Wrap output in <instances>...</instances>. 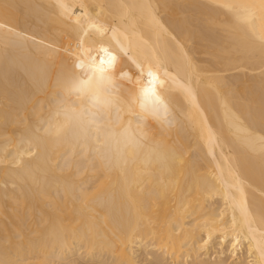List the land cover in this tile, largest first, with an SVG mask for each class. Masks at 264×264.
Segmentation results:
<instances>
[{
    "label": "bare ground",
    "instance_id": "obj_1",
    "mask_svg": "<svg viewBox=\"0 0 264 264\" xmlns=\"http://www.w3.org/2000/svg\"><path fill=\"white\" fill-rule=\"evenodd\" d=\"M261 37L264 0H0V264H264ZM108 54L125 99L152 72L179 115L148 123L165 167L45 133L74 59Z\"/></svg>",
    "mask_w": 264,
    "mask_h": 264
},
{
    "label": "clouds",
    "instance_id": "obj_2",
    "mask_svg": "<svg viewBox=\"0 0 264 264\" xmlns=\"http://www.w3.org/2000/svg\"><path fill=\"white\" fill-rule=\"evenodd\" d=\"M111 56L115 59L110 63L107 56L74 59L57 83L59 95L45 122V133L73 152L90 154L109 173L129 166L165 167L166 153L160 141L151 139L148 123L170 134L180 117L150 77L125 99L116 73L118 57Z\"/></svg>",
    "mask_w": 264,
    "mask_h": 264
},
{
    "label": "snow or ice",
    "instance_id": "obj_3",
    "mask_svg": "<svg viewBox=\"0 0 264 264\" xmlns=\"http://www.w3.org/2000/svg\"><path fill=\"white\" fill-rule=\"evenodd\" d=\"M260 46H261L262 50H264V37H261V45ZM102 51H104L105 53L107 52L106 49H102ZM107 57H108V62L109 63L113 59H115L114 57L111 56V54H108ZM148 75H149L151 81L153 82V84H155V82L158 80V77L152 72H149ZM148 91H152V89H149Z\"/></svg>",
    "mask_w": 264,
    "mask_h": 264
},
{
    "label": "rangeland",
    "instance_id": "obj_4",
    "mask_svg": "<svg viewBox=\"0 0 264 264\" xmlns=\"http://www.w3.org/2000/svg\"><path fill=\"white\" fill-rule=\"evenodd\" d=\"M143 256L144 255L142 254L141 259H145ZM68 261L70 262V260H68ZM68 261H66V262L68 263ZM73 262H72L73 264H99L98 261H97V263H96V261H89V259L87 257H85V254H83L80 258L77 257V259ZM67 263L61 262L59 264H67ZM68 264H70V263H68Z\"/></svg>",
    "mask_w": 264,
    "mask_h": 264
}]
</instances>
